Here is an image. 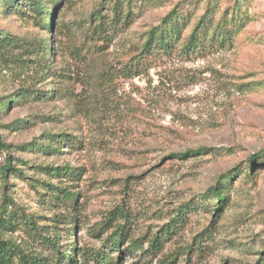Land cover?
Wrapping results in <instances>:
<instances>
[{
	"label": "rangeland",
	"instance_id": "374dc122",
	"mask_svg": "<svg viewBox=\"0 0 264 264\" xmlns=\"http://www.w3.org/2000/svg\"><path fill=\"white\" fill-rule=\"evenodd\" d=\"M206 11L230 39L187 55ZM0 136V237L39 264H264V0H0Z\"/></svg>",
	"mask_w": 264,
	"mask_h": 264
},
{
	"label": "trees",
	"instance_id": "16d2710c",
	"mask_svg": "<svg viewBox=\"0 0 264 264\" xmlns=\"http://www.w3.org/2000/svg\"><path fill=\"white\" fill-rule=\"evenodd\" d=\"M37 6H38V11H36V13L38 15L45 16L43 14L45 13L44 7L40 6V4H38ZM113 11H114V18L109 25L111 29H112V26L117 27L120 23H124V25H127L128 22L131 21L129 19L128 14H126L122 22V18L120 17L118 13L119 11L117 9V6L113 8ZM173 15H175L176 17V22L183 20V17L180 16V13L177 11V9H174V11L170 13L168 17L169 16L173 17ZM168 17H166L165 19L167 20ZM212 24L213 23H212L210 12L206 11V13H204L200 17L198 22L195 24L194 29L189 37V41L184 50L187 55L205 51L207 47H212L216 44L222 45L227 39H230V33L228 32V28H226V26L224 25L217 26L216 28H214V30H212ZM43 27L47 29L48 28L52 29L53 28L52 21L44 23ZM104 30H105V25L104 23H102L99 27L100 34H104L105 33ZM210 31H211V35L208 36L210 34ZM162 32L163 31L158 32L155 29H153L150 32L146 42L143 45L142 53H140L141 61H144L145 58H147L150 55H153L155 50L167 52V50L170 48V42L168 41L167 36L163 35ZM4 106H6V104L3 105V107ZM0 147L2 148L4 147V144L1 142V136H0ZM203 151H204L203 148H198L195 150H187L183 153L176 154V156L179 157L180 159L192 158V157L198 156ZM9 169H10V159L6 160L3 171L6 172ZM67 174H68V168H65L64 170L60 171L58 175L67 177L68 176ZM211 192L213 193L217 201L221 202L223 200L224 197L222 196V192L219 187L212 188ZM61 193L63 197L66 195V192H59L58 194H55V197L58 198L59 194ZM116 214H118L120 217L125 219L123 210L119 209L118 213L117 212L112 213V217L109 219L110 222H112L115 219ZM8 225H11V223L5 222L4 220L0 222V227H4V229L6 228L8 230L13 229L11 227L7 228L6 226ZM31 225H34V224L31 223ZM168 230L167 231L165 230V232L162 231V234L163 233L165 234H163L162 237H159V236L155 237L154 240L150 243V247L152 248L153 252L154 250L158 251L160 249L161 243L163 241L162 238L167 239L170 236L171 233H169ZM122 235H123V231L117 234L112 241L107 243V249L109 252L119 250V244L121 243ZM41 240L46 244L54 245V247L56 245L55 244L56 240L55 242L54 241L51 242L49 238H45V237H43ZM196 249H200V245H196ZM90 257H94V259L100 264H112L111 259H109V257H106V255L104 254L103 255L94 254V256L93 254H91ZM13 258H16L19 264H39V261L37 260V258H34L31 255L25 254L17 244L12 242L11 240H3L0 237V264H11V261ZM71 260L73 261V258ZM172 263L173 261L165 262V264H172Z\"/></svg>",
	"mask_w": 264,
	"mask_h": 264
}]
</instances>
